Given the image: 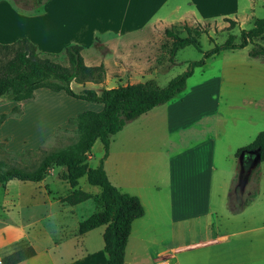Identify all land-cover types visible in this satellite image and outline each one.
<instances>
[{
  "label": "rangeland",
  "instance_id": "obj_1",
  "mask_svg": "<svg viewBox=\"0 0 264 264\" xmlns=\"http://www.w3.org/2000/svg\"><path fill=\"white\" fill-rule=\"evenodd\" d=\"M137 3L142 4V1L52 0L46 7L43 6L41 13H36L41 8L37 0L19 3L0 0V35L11 36L14 33L18 38L30 35L36 41L41 57H48L62 66H67L65 47L75 44L72 42L80 43L83 46L82 57L92 66L97 60H102V54L107 52L105 46L120 47L136 41V29L143 26L146 33L155 32V35L149 46L141 48L134 57L139 62L107 63L105 76L110 74L108 78L104 76L100 84L71 83V88L80 92L83 89L99 90L105 86L114 88L148 81L163 87L182 73L189 61L202 57L194 47L186 46L176 53L174 63H171L168 49L172 38L164 35L165 30L169 29L177 37H185L189 28L192 34H198V42L204 52L222 44L229 34L234 35L235 42H238L241 30L250 29L254 20L264 18V0H143L140 9L144 7V17L126 15L125 12L136 8ZM16 9L25 14L19 13L18 22L11 19ZM59 10H64L65 15L59 14ZM225 19L235 22L230 30H227ZM13 20L15 22H11ZM81 23L84 30L79 31ZM253 44L264 46V35L253 39L242 49L225 50L206 60L204 66L194 70L179 95L130 121L111 138L110 165L117 161L124 162L131 170L139 169L131 161L148 158L159 150H168L172 155L168 172L165 165L164 171H158L156 175L131 172L127 176L137 181L139 178L143 185H149L155 199L145 201L143 217L132 223L125 247L126 264H153L160 251L172 246L180 234L179 230L188 234L185 224L177 223L178 219L238 217L253 219L252 224L256 226L264 225V161L258 164L253 174L255 183H251L248 174L256 160L245 164L246 158L237 159L234 156L238 148L249 145L258 133L264 131V59L248 55ZM45 90L38 92L29 102L25 101L24 108L19 104L5 114L7 118L20 120V124L9 129L18 143L33 135L42 138L51 134V124L58 121L57 118L64 112L73 111L66 110L62 101L42 99V95L53 98L66 96L64 92H57L56 95ZM78 102L79 108L92 105ZM8 103L13 102L0 98V105ZM73 118H68L67 126L57 128L52 136L49 135L34 149L9 152L1 141L0 162L28 170L35 168L45 153L64 149L76 142L78 133L73 128L75 125L69 123ZM151 137H155L156 143L150 140ZM102 155L103 147L96 141L87 164L96 167ZM133 155L134 158H131ZM61 171V168L55 167L52 174L45 178L44 184L52 193L56 190L61 192L65 185L57 178ZM110 177L117 179L113 173ZM154 185L161 188L157 186L155 189ZM202 185L201 196L199 187ZM186 187L193 190L192 206L185 202L189 196ZM78 188L94 196L99 194V188L88 185L85 177L79 179ZM232 189L235 202L246 200L248 192L255 193V197L247 199L248 203L241 211L234 212L230 197ZM2 196L0 188V200ZM92 205L95 210L99 208L94 200ZM93 210L89 209L83 217ZM234 229L238 230V224L224 222L220 226L221 232ZM102 230L103 227H99L88 238L91 250L103 247L102 237L98 235ZM4 233L0 229V241ZM256 234L264 235V228ZM183 255H190L186 262L200 258L195 252L180 257Z\"/></svg>",
  "mask_w": 264,
  "mask_h": 264
},
{
  "label": "trees",
  "instance_id": "obj_2",
  "mask_svg": "<svg viewBox=\"0 0 264 264\" xmlns=\"http://www.w3.org/2000/svg\"><path fill=\"white\" fill-rule=\"evenodd\" d=\"M13 1L19 3L23 0ZM46 1L37 0V3L42 7ZM225 21L228 23L227 30H230L235 24L231 19H225ZM186 32L185 37H177L169 29L164 31L166 37L172 38L168 49L170 62L174 63L176 53L186 46L194 47L202 54V57L196 61H189L186 69L163 87L148 81L119 85L114 88L83 89L80 92H75L71 88V83L100 84L105 76V68L102 63L96 66L84 64L81 46L72 44L65 47L67 66H62L48 57H41L37 47L25 37L10 44H0V98H4L8 102L21 103L32 99L33 93L37 89L44 88L52 92H64L75 100L102 106L99 111L85 110L69 120V123L75 125L78 133L76 142L64 149L45 153L35 168L28 170L0 162V185L13 179L23 182H40L51 168H62L57 178L66 182L73 190L60 201L72 206L93 199L99 207L79 222L78 234L82 235L95 228L104 227L102 241L103 250L108 256L106 264H124L125 247L131 224L144 214L139 200L135 196L120 192L109 182L105 174L103 161L107 156L111 137L119 133L130 121L157 106L170 102L179 95L194 70L204 66L209 58L225 50L242 49L253 39L262 38L264 18L254 20L250 29L241 30L238 42H235L234 35L229 34L222 44L214 45L204 52L201 51L198 34H192L189 28L186 29ZM248 55L264 59V46L253 44ZM6 118L7 115L1 114L0 124ZM96 141L101 143L103 155L97 166L91 168L87 164V156ZM234 156L237 159L246 158L244 159L245 164L248 161L251 163L252 160H256L248 174L250 178L248 180L255 183L253 174L258 168V164L264 161V131L258 133L249 145L238 148ZM245 167L248 166L245 165ZM83 176H85L88 185L100 188L98 195L92 196L76 188L78 179ZM230 195L232 203H234L232 205L234 212L241 211L247 205L248 200L255 197V193L248 192V200L235 202L233 189ZM32 255L33 250L30 247H24L4 256L0 263L17 264Z\"/></svg>",
  "mask_w": 264,
  "mask_h": 264
},
{
  "label": "crops",
  "instance_id": "obj_3",
  "mask_svg": "<svg viewBox=\"0 0 264 264\" xmlns=\"http://www.w3.org/2000/svg\"><path fill=\"white\" fill-rule=\"evenodd\" d=\"M51 1L52 0H47L36 13H41L44 10L43 6L45 5L46 7ZM138 1L139 0H137V2ZM140 1H142V4L137 3L136 8L128 9L125 14L133 17H144L146 15L144 7L140 9V6L143 5V0ZM19 13L25 15L16 9L15 15H13V18L11 19L18 22ZM36 13H32L31 15ZM59 14L65 15V11L59 10ZM14 20L11 22H15ZM88 26L87 23V28ZM74 30L77 29L75 28ZM78 30H84L82 23L78 25ZM136 31H138L136 41H130L120 47L119 45H113L112 47L105 46L107 52L102 54V60H97L92 66L102 63L106 73L107 63H110V65H121L132 61L139 62V60H135L134 57L140 53L141 48L149 46L155 32L146 33L143 26H138ZM13 34L11 36L0 35V44H10L17 39H20ZM25 38L34 45L36 44V41L30 35H27ZM72 43L79 46L81 45L76 42ZM81 47L83 49V46ZM82 52L83 50H81V53ZM82 59L85 65L91 66L89 65V62H86L87 60L85 58L82 57ZM109 74L105 77L108 78ZM102 88L108 87L105 86ZM43 89L44 88L34 91L33 98H35L38 92ZM54 94L58 95L57 92ZM58 96L59 97L53 98L51 95L50 97H44L42 95V99H47V101H49L51 98L55 99L52 101H62L66 110L69 108L73 109V111H71V113L62 112L63 114L57 118L58 121L51 124L52 130L51 132L49 131L51 134L45 135L42 138L38 135H33V137H31L32 139L29 138L18 143L9 129L13 125L20 124V120L15 121L13 120L15 118L10 117L1 123L0 142H4V148L6 151L19 152L25 149L37 148L40 146L39 144L43 143L42 141L45 138L49 137V135L52 136L57 128L67 126L68 118L75 117L78 113L85 111L86 109L99 111L102 108L100 104L91 102H87L92 104L91 106L88 105L79 108L77 106V104H79L78 100L70 98L67 95L62 97L61 95ZM25 103L26 102H13L0 105V114H9L11 109L19 104L24 108ZM73 128L76 130V127ZM154 139L155 137L150 138L151 141L156 143ZM161 144L163 145L164 143ZM134 156L135 155L131 158H134ZM171 157L172 155L168 150L155 151L154 154L148 158H139L131 161L139 168L131 170L124 162L121 164L116 161L110 165L111 157L108 148L107 156L103 161V167L109 182L120 192L135 196L145 211V201L148 199H155L154 191L150 190L149 185H143L141 182L142 180L139 178L137 181L136 178H128L127 176L131 175V172H151L156 175L158 174V171L159 173L164 171L163 169L165 165H167L166 171L168 172ZM87 158V163H89L91 158L90 153ZM107 167L109 170H107ZM54 168H51L48 174H52ZM142 168H145L146 171L142 172ZM112 173L117 179L113 180L110 177ZM45 178L36 183L13 179L0 185V188L3 190V196L0 200V229L5 232L3 239L0 241V260L4 256L11 254L18 249L30 247L33 250V255L17 264H106L108 256L103 250V247L99 246V249L96 250H91V247H89L90 239L88 238H90V235L99 227L82 235L78 234L79 222L97 210H95L92 205L93 199H88L72 206L67 205L64 202H61L60 199L68 196L73 189L66 182H63L65 185L61 192L56 190L55 193H52L47 189L46 184H44ZM157 186L161 188L160 185ZM157 186L154 185L155 189L158 188ZM76 188L79 189L78 183ZM199 189L202 196L204 185L200 186ZM190 190H192V187H186V192L189 193V196L186 197L188 199L185 202L186 205L192 206L194 203L192 197L193 190L191 195ZM98 193H100V188ZM91 195L94 196L93 194ZM91 208L94 209L93 212L84 218L83 214ZM80 214L81 216H79ZM77 216H79V218ZM74 217L76 218L73 219ZM237 218L238 217H235V219H178L177 223H184L185 228L188 230V234H184L182 230H179L180 234L178 238L173 241L172 246L160 251L157 254V258L154 259L153 264H264V235L256 234L259 229L264 228V225L256 226L255 224H252V222H254L253 219ZM224 222L238 224V230L234 229L221 232L220 226ZM103 231L104 227L102 231L98 232L99 238L102 237ZM189 252H195L200 258L194 259L191 262H186L187 259H190V255H183L180 257V255ZM124 264H126L125 260Z\"/></svg>",
  "mask_w": 264,
  "mask_h": 264
}]
</instances>
